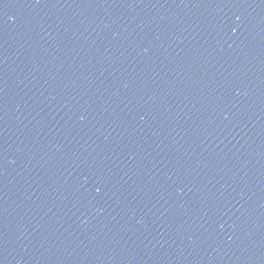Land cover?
Here are the masks:
<instances>
[{
  "label": "water",
  "instance_id": "1",
  "mask_svg": "<svg viewBox=\"0 0 264 264\" xmlns=\"http://www.w3.org/2000/svg\"><path fill=\"white\" fill-rule=\"evenodd\" d=\"M0 264H264V0H0Z\"/></svg>",
  "mask_w": 264,
  "mask_h": 264
}]
</instances>
